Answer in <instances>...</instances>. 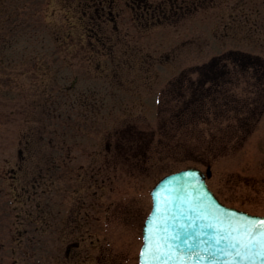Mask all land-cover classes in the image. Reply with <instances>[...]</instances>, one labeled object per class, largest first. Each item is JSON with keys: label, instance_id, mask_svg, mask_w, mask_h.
I'll use <instances>...</instances> for the list:
<instances>
[{"label": "rangeland", "instance_id": "1", "mask_svg": "<svg viewBox=\"0 0 264 264\" xmlns=\"http://www.w3.org/2000/svg\"><path fill=\"white\" fill-rule=\"evenodd\" d=\"M59 2L0 0V264H55L56 222L60 221L55 212L62 200L56 184L63 183L49 169L43 176L47 184L42 194V165L54 169L58 164L59 128L53 118L47 120L48 108L54 115L57 102H110L111 160L121 163L106 172L111 180L110 217L113 221L118 216L119 224L111 231L109 252H119L118 264H138L151 189L164 176L186 168L204 174L208 168L206 183L223 204L264 216V77L263 85L254 89L247 72L233 71L226 76L228 83L220 97L206 94L204 102L191 103L188 109L187 80L178 71L165 70V65L149 68L150 42H139L142 56L124 54L122 43L115 44L112 57L92 54L84 12L76 16L78 27H71L75 17ZM239 9L241 23H253L254 31L264 32L257 19L247 20ZM217 24L211 22L213 33ZM263 38L238 47L260 55L264 62ZM153 41L151 45L157 47ZM206 42L208 60L213 49ZM168 47L167 43L160 48ZM185 52L182 46L184 59L169 60L170 65L201 61L195 51ZM256 71L262 73L264 67ZM75 78L74 88L61 92ZM95 140L89 136L77 146L91 151L96 149ZM90 157L86 160L78 154L79 162L99 167L101 158ZM103 172L93 170L89 175L101 178ZM97 187L95 194L102 195Z\"/></svg>", "mask_w": 264, "mask_h": 264}, {"label": "flooded vegetation", "instance_id": "2", "mask_svg": "<svg viewBox=\"0 0 264 264\" xmlns=\"http://www.w3.org/2000/svg\"><path fill=\"white\" fill-rule=\"evenodd\" d=\"M59 1L60 5H64V9L70 11L71 17H75L74 24L79 22L76 16L84 12L85 23L88 24L87 43L92 54L95 52L102 58L112 57L115 44L122 43L124 54L142 56L144 51L140 50L139 42L144 39L150 42L152 49L147 58L152 61L147 62L149 68L150 65L152 68L165 65L168 67H165L168 72L178 71L175 73L182 75L183 80H187L185 85L187 84L191 95L190 101L197 99L198 96L195 95L197 90L200 91L199 98L201 97L202 100L212 92L220 97L221 92L225 90L223 86L226 87L228 83L226 76L233 71L238 72L239 69L251 76V88L255 89L263 85L261 79L264 77V72L259 73L256 69L260 70L264 67V63L258 61L261 67H255L256 60L263 58L248 49L239 48L238 44L245 41L248 45L253 39L264 37L262 30L254 31L253 23H241L239 19V8H241L244 11V18L257 19L264 27V0ZM208 12L214 14L208 17ZM211 22L218 23L215 33L212 31ZM158 29L160 34L157 36L154 33ZM153 38L158 43L157 47L151 45L154 43ZM206 40L210 41L213 49V54L208 60H206ZM167 43L169 47L166 50L160 48ZM215 43L219 45L212 46ZM107 44H111V47H107ZM182 46H185L187 55L195 51V57H200L201 61L194 65L189 61L185 65L183 61L182 66L179 63L175 66L173 61L170 65L169 60L184 59L185 55H181ZM107 48L112 49L108 51ZM125 61L126 64L130 62L126 59ZM191 75L197 76L191 78ZM256 80L258 83L255 82ZM54 106L52 113L55 114L52 115L51 109L48 108L50 116L47 120L53 118L59 128L57 134L60 141L57 140L56 154L58 164L54 169L42 165V194L46 193L47 184L43 176H46L49 169L55 170L57 178L63 183L56 184L57 193L62 200L55 212L60 218V221L56 222L58 227L55 231V247L59 245L55 264H88L89 262L118 264L119 252H109L113 248H110V234L118 224V216L111 221L107 189L111 180L106 172L120 168L118 165L121 163L111 160L110 102H57ZM251 107V114H255L252 105ZM89 136L96 138L94 143L96 149L91 151L86 148L79 149L77 146L79 142L88 140ZM68 138L70 146H66ZM79 153L85 156L86 160L90 155H97L102 162L99 167H95L92 162H79ZM93 170L104 171L101 178L99 175L95 178L93 173L90 176L89 173ZM79 171H84L80 178H78ZM12 177L14 178V175L11 176V180ZM95 186L102 191V195L95 194ZM62 187H66L67 190L62 191ZM63 192H66L67 196H63ZM80 193L82 196L79 195ZM72 214L74 216L70 221ZM42 225L45 223L43 222ZM42 230L45 232V227Z\"/></svg>", "mask_w": 264, "mask_h": 264}, {"label": "water", "instance_id": "3", "mask_svg": "<svg viewBox=\"0 0 264 264\" xmlns=\"http://www.w3.org/2000/svg\"><path fill=\"white\" fill-rule=\"evenodd\" d=\"M186 172H191L192 176H185ZM158 186L161 193L165 189L170 191L175 189L174 202L168 205L167 235L178 237V239L171 241L172 246L179 249V252L174 254V258L187 260L189 264L197 258L199 248L203 247L204 242L213 235L214 229L209 228V225H215L217 220L240 219L243 217L264 218L223 206L208 189L205 175L195 168L185 169L169 175L161 180L154 189H157ZM149 217H152L151 223H149ZM161 219L163 217L154 211L153 201L152 211L147 217L143 228L144 246L145 241L149 240L152 235V225ZM189 244L192 246L191 249L188 247ZM148 247L151 250V243ZM220 247H224V245L222 244ZM199 258L203 259L202 256ZM142 259L148 261L153 257L145 254ZM224 260L225 257L216 253L214 256L209 257V264L212 261H215L216 264H223Z\"/></svg>", "mask_w": 264, "mask_h": 264}, {"label": "snow or ice", "instance_id": "4", "mask_svg": "<svg viewBox=\"0 0 264 264\" xmlns=\"http://www.w3.org/2000/svg\"><path fill=\"white\" fill-rule=\"evenodd\" d=\"M185 176H192L186 172ZM175 189H165L160 192L159 186L153 190L154 211L163 219L152 225V235L145 241L141 249V257L145 254L153 259L144 261L141 264H189L187 260L174 258L179 252L178 248L172 246L171 241L178 237L167 235V211L168 205L174 202ZM152 217H149L151 223ZM213 228V235L207 239L203 247L199 248L197 258L191 264H209V257L219 253L225 257L223 264H264V218L243 217L240 219L217 220ZM151 243V250H149ZM187 243V242H186ZM224 247H220V245ZM189 249L192 246L188 245ZM203 257L200 259L199 257ZM211 264H216L212 261Z\"/></svg>", "mask_w": 264, "mask_h": 264}, {"label": "bare ground", "instance_id": "5", "mask_svg": "<svg viewBox=\"0 0 264 264\" xmlns=\"http://www.w3.org/2000/svg\"><path fill=\"white\" fill-rule=\"evenodd\" d=\"M142 243V242H141Z\"/></svg>", "mask_w": 264, "mask_h": 264}]
</instances>
